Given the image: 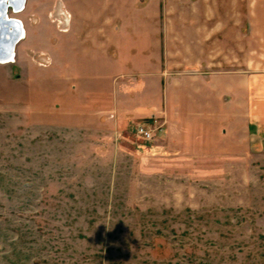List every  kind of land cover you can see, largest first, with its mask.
<instances>
[{
    "label": "rangeland",
    "instance_id": "rangeland-1",
    "mask_svg": "<svg viewBox=\"0 0 264 264\" xmlns=\"http://www.w3.org/2000/svg\"><path fill=\"white\" fill-rule=\"evenodd\" d=\"M53 1L25 0L7 16L24 32L34 18L51 35L81 25L70 2L63 26ZM187 1L105 0L110 19L98 32L115 26V46L151 57ZM256 1L227 0L228 32L246 28L245 6ZM25 36L0 63V264H264V119L201 126L192 138L175 126L168 137L153 108L160 94L144 90L139 70L111 64L107 75L86 59L67 83L59 67L57 77L45 69L44 54L25 57L29 67L15 58ZM173 50L162 51L171 65ZM149 112L157 121L148 140L136 128Z\"/></svg>",
    "mask_w": 264,
    "mask_h": 264
},
{
    "label": "crops",
    "instance_id": "crops-1",
    "mask_svg": "<svg viewBox=\"0 0 264 264\" xmlns=\"http://www.w3.org/2000/svg\"><path fill=\"white\" fill-rule=\"evenodd\" d=\"M104 1L54 0L58 18L65 19L63 26H67L69 19L65 12L70 11L64 6L70 5V2L77 6L74 15L70 11L72 18L81 25L51 35L44 27V22L41 23L37 18L31 19L30 25L26 26L23 42H19L15 48V58L25 61L31 52L44 54L48 63L45 69H50L53 77H57L55 72L59 67L66 73L67 83L74 80L69 74L75 64L83 66L82 62L86 59L99 61L107 75L111 64L128 65L127 69H120L124 71L139 70V82L144 90L151 87L160 94L159 103L153 108L155 113L159 111L168 121L166 136L169 133L173 135L175 126H179L180 131L174 134L183 138L181 130L186 127L193 131L188 137L192 138L195 130L201 126H226L244 115L249 119H264V0L246 4V28L234 32L227 30V0H188L177 3L172 20L177 22L178 29L171 33L170 39L166 35L156 38L157 51L151 57L147 54L142 56L141 47L126 52L122 51V45V49L120 45L115 46L113 35L120 32V29L114 30L115 26L110 33L102 31V35L99 34V19H110L103 13V9L107 11V5L100 9ZM134 9L143 11V8ZM115 13L113 21H121L123 12ZM152 16L157 19L158 12ZM184 24L186 29H181ZM81 27L82 30L79 29ZM20 43L23 47L17 51ZM58 44L61 54L53 51V47H58ZM167 44L176 49L171 53L174 61L172 65L167 60V54L162 53L166 51ZM116 47L118 50H115ZM24 63L29 67L27 61ZM120 70L109 75L107 89L112 87V81ZM81 83H84L82 78ZM70 86L77 89L76 84ZM88 95L89 92H84L82 98ZM134 107L138 108L137 105ZM150 113L144 117L150 116ZM188 133L183 134L188 136Z\"/></svg>",
    "mask_w": 264,
    "mask_h": 264
},
{
    "label": "water",
    "instance_id": "water-1",
    "mask_svg": "<svg viewBox=\"0 0 264 264\" xmlns=\"http://www.w3.org/2000/svg\"><path fill=\"white\" fill-rule=\"evenodd\" d=\"M13 1L15 2H7L4 5L0 2V51L2 50L7 54L12 53L15 43L20 37V33L18 32L19 24L15 21V17L4 18V16L6 17L8 6H10L12 11H19L22 8L23 3L21 4V1L20 3L19 0ZM9 26H14V30H11ZM9 34L10 37L7 36ZM7 57H1L0 59H7Z\"/></svg>",
    "mask_w": 264,
    "mask_h": 264
},
{
    "label": "built area",
    "instance_id": "built-area-1",
    "mask_svg": "<svg viewBox=\"0 0 264 264\" xmlns=\"http://www.w3.org/2000/svg\"><path fill=\"white\" fill-rule=\"evenodd\" d=\"M157 118L154 117V115H150L148 117L143 118L141 121H139L136 133L145 139H152L155 134V124H156Z\"/></svg>",
    "mask_w": 264,
    "mask_h": 264
},
{
    "label": "bare ground",
    "instance_id": "bare-ground-1",
    "mask_svg": "<svg viewBox=\"0 0 264 264\" xmlns=\"http://www.w3.org/2000/svg\"><path fill=\"white\" fill-rule=\"evenodd\" d=\"M20 1H21V4H22V7H23V5H24V2H25V0H19V3H20ZM0 2L2 3V5H4V3H7V2H15V1H13V0H0ZM8 7H10V6H8ZM8 7H7V9H8ZM22 9V8H21ZM20 9V10H21ZM14 12H17V11H14ZM4 18H10V17H8L7 16V12H6V17L4 16ZM16 19V18H15ZM15 21H17V23L19 24V29H18V32L20 33V37H19V39H21V37H23V35L25 34V32H24V29H23V27H22V23L20 22V20L19 19H16ZM4 24V23H3ZM10 27V29L11 30H14V26H9ZM8 37H10V34L9 35H7ZM14 36H16L15 34H14ZM18 39V40H19ZM17 43V42H16ZM15 43V44H16ZM15 46V45H14ZM13 52H14V49H13V51H12V53H10V54H7V53H5L4 51H0V58L1 57H7V55H8V57H7V59H0V61H10V58L13 56Z\"/></svg>",
    "mask_w": 264,
    "mask_h": 264
},
{
    "label": "flooded vegetation",
    "instance_id": "flooded-vegetation-1",
    "mask_svg": "<svg viewBox=\"0 0 264 264\" xmlns=\"http://www.w3.org/2000/svg\"><path fill=\"white\" fill-rule=\"evenodd\" d=\"M8 10V9H7ZM12 11V10H11ZM7 12V11H6ZM23 27V26H22Z\"/></svg>",
    "mask_w": 264,
    "mask_h": 264
}]
</instances>
